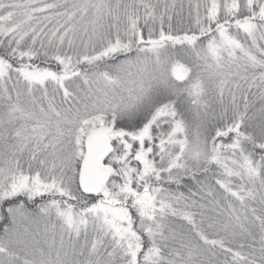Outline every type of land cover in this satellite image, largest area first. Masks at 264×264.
I'll return each instance as SVG.
<instances>
[{
    "label": "snow or ice",
    "instance_id": "obj_1",
    "mask_svg": "<svg viewBox=\"0 0 264 264\" xmlns=\"http://www.w3.org/2000/svg\"><path fill=\"white\" fill-rule=\"evenodd\" d=\"M0 264H264V0H0Z\"/></svg>",
    "mask_w": 264,
    "mask_h": 264
}]
</instances>
